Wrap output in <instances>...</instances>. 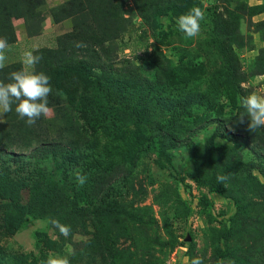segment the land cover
<instances>
[{
	"label": "rangeland",
	"instance_id": "374dc122",
	"mask_svg": "<svg viewBox=\"0 0 264 264\" xmlns=\"http://www.w3.org/2000/svg\"><path fill=\"white\" fill-rule=\"evenodd\" d=\"M48 1L57 23L47 12L41 35L7 60L40 49L51 111L14 125L50 151L31 157L20 137L18 157L0 158V264H264V127L238 122L241 98L264 96V0H185L143 14L135 0H108L100 24L87 20L89 0L79 15L73 0ZM193 7L204 19L186 39L176 20ZM105 32L117 39L101 48ZM73 52L117 73L70 65ZM15 107L0 121L6 144ZM150 137L156 151L145 153Z\"/></svg>",
	"mask_w": 264,
	"mask_h": 264
},
{
	"label": "clouds",
	"instance_id": "9594fccd",
	"mask_svg": "<svg viewBox=\"0 0 264 264\" xmlns=\"http://www.w3.org/2000/svg\"><path fill=\"white\" fill-rule=\"evenodd\" d=\"M204 12L200 7H193L188 13L179 16L176 20L178 30L184 34L186 39L195 38L199 35L201 21ZM10 45L6 39L0 38V70L7 66L6 55ZM42 57L35 55L32 51H25L21 56L22 69L9 74V83L0 81V121L5 115L12 111L15 104V112L21 120H25L28 126H33L41 117H47L51 111L48 97L52 92L50 77L43 72L35 71L36 65ZM264 79V77H258ZM241 106L244 112L239 115L238 122L244 124L247 118L248 129L252 132L257 128L264 127V96L252 93L241 98ZM228 176L217 177L219 183H224ZM76 180L83 186L87 177L76 173ZM51 223L58 228L60 233L68 236L70 228L62 225L59 221L52 220ZM47 264H69L67 258L50 257ZM192 264H203L202 259L197 257Z\"/></svg>",
	"mask_w": 264,
	"mask_h": 264
},
{
	"label": "trees",
	"instance_id": "16d2710c",
	"mask_svg": "<svg viewBox=\"0 0 264 264\" xmlns=\"http://www.w3.org/2000/svg\"><path fill=\"white\" fill-rule=\"evenodd\" d=\"M79 0H73L69 4L70 7L73 5L75 8L74 13L79 15L81 12H83V4L81 1L78 3ZM185 0H135L137 7L139 8L140 12L143 14L146 10H156L159 8H163V6L170 4H173L175 2H183ZM188 1V0H186ZM77 3V5L75 4ZM109 1L108 0H89L90 10L91 12H87L85 15L87 16V20L90 21L94 20V16L96 17L97 24L101 22L102 20H110L111 15L109 12ZM45 5V0H0V38L6 39L9 45H14L17 43L18 38L15 32V27L13 24V18L14 17H21L25 19L27 32L30 36H35L41 33L43 30L44 23L47 19V13H44L41 8ZM81 8H79V7ZM264 6V5H262ZM262 6H256L252 8H260ZM102 10V13H98V9ZM247 8V7H246ZM56 9L50 10V15L54 19V22L57 23V15H56ZM94 16H93V15ZM65 18V17H63ZM63 18L59 19L62 20ZM67 18V17H66ZM102 23V22H101ZM100 24V23H99ZM115 39H117V36L113 32H105L99 36H97L94 41H97L99 47L104 48V45L107 42H113ZM60 45V42L58 43ZM43 49V48H42ZM40 50V49H39ZM39 50H36L38 52ZM46 51H42L41 53H45ZM60 51H47V57L51 58L54 54L58 53ZM38 54V53H37ZM40 54V52H39ZM73 57L70 65L75 64L79 68H82L84 70L87 69H99L102 70L105 73H117V68L114 65L107 64L106 61H104L100 56L97 57L96 60L92 59H86V58H80L76 55V52H73ZM111 56V55H108ZM46 58V57H45ZM47 60V58L45 59ZM23 65L21 62H15L12 64L7 65L3 70H0L1 76H8L11 72L19 71L21 70ZM2 81V80H0ZM3 82V81H2ZM5 83V82H4ZM105 109H106V105ZM11 123L12 126H7L6 132L7 135H5V139L9 140V142L6 144L2 141L1 147H0V158L9 159L10 161H14V157H18L17 153H12L13 146L11 145L14 140H19L21 137L26 142L23 143L19 148L24 149H31L30 156H34L37 154L39 155H47L50 151L49 146L44 145L41 142H36L37 144H41V146L33 147V144H31L32 141V130L29 128H23L21 129V132L15 129V122H20L21 120L17 115H12L11 117L7 118V122ZM25 120H22L24 122ZM226 121L223 120L218 121V129L223 131L224 133L231 134L226 126ZM158 132L161 131V129H156ZM174 142L176 141V138L172 139ZM44 145V146H43ZM156 151V146L154 143V138L150 137L146 144L143 147V152L145 153H153ZM32 178V176L30 177ZM27 179V184H30L32 180Z\"/></svg>",
	"mask_w": 264,
	"mask_h": 264
},
{
	"label": "crops",
	"instance_id": "0c3cea01",
	"mask_svg": "<svg viewBox=\"0 0 264 264\" xmlns=\"http://www.w3.org/2000/svg\"><path fill=\"white\" fill-rule=\"evenodd\" d=\"M48 3H49V1L48 0H45V5L43 6V8H41L44 13L50 12V7H49V9L47 8ZM45 8H47V10ZM47 19H48V15H47ZM47 19H46V21H47ZM13 24H14V27H15V32H16L18 41H17L16 44L10 45L9 50H7L6 55H7L8 58L9 57H12V55L11 56H9V55L11 54V51L17 49L16 46L20 47L19 44H20V42H21L22 39H24V40L26 39L27 42L28 41H31L32 39H35L36 37H38V35H41V33L43 31L42 30L41 33L38 34V35L30 36L28 34V32H27V27H26L25 19L24 18H21V17H14L13 18ZM43 28H44V26H43ZM21 34H22V38L20 36ZM36 50H38V49H35V51ZM15 62H21V61L16 60ZM15 62H12V63H15ZM12 63H10V64H12ZM7 65H9V64H7Z\"/></svg>",
	"mask_w": 264,
	"mask_h": 264
}]
</instances>
